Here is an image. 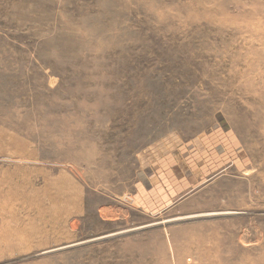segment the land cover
Wrapping results in <instances>:
<instances>
[{
	"label": "rangeland",
	"instance_id": "1",
	"mask_svg": "<svg viewBox=\"0 0 264 264\" xmlns=\"http://www.w3.org/2000/svg\"><path fill=\"white\" fill-rule=\"evenodd\" d=\"M0 264H264V0H0Z\"/></svg>",
	"mask_w": 264,
	"mask_h": 264
}]
</instances>
